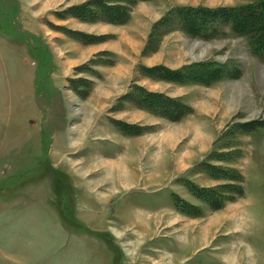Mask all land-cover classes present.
Instances as JSON below:
<instances>
[{"label": "rangeland", "instance_id": "374dc122", "mask_svg": "<svg viewBox=\"0 0 264 264\" xmlns=\"http://www.w3.org/2000/svg\"><path fill=\"white\" fill-rule=\"evenodd\" d=\"M259 2L0 0V264H264Z\"/></svg>", "mask_w": 264, "mask_h": 264}, {"label": "trees", "instance_id": "16d2710c", "mask_svg": "<svg viewBox=\"0 0 264 264\" xmlns=\"http://www.w3.org/2000/svg\"><path fill=\"white\" fill-rule=\"evenodd\" d=\"M222 20H226L231 24L232 28L239 30L250 41L251 46L256 53L264 57V0H260L258 4L246 6L241 9H227L219 11ZM185 18L196 31L206 28L208 25V17L204 10L186 9ZM202 70L196 71L195 75L203 77Z\"/></svg>", "mask_w": 264, "mask_h": 264}]
</instances>
